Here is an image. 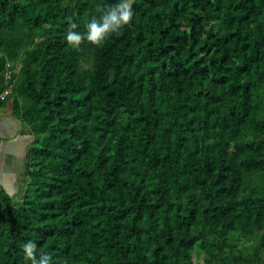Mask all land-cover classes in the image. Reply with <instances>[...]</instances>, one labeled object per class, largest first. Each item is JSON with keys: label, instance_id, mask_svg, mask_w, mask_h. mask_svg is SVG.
<instances>
[{"label": "trees", "instance_id": "obj_1", "mask_svg": "<svg viewBox=\"0 0 264 264\" xmlns=\"http://www.w3.org/2000/svg\"><path fill=\"white\" fill-rule=\"evenodd\" d=\"M118 2L0 0V109L31 136L0 264L29 241L49 264H264V0H134L68 45Z\"/></svg>", "mask_w": 264, "mask_h": 264}, {"label": "clouds", "instance_id": "obj_2", "mask_svg": "<svg viewBox=\"0 0 264 264\" xmlns=\"http://www.w3.org/2000/svg\"><path fill=\"white\" fill-rule=\"evenodd\" d=\"M134 0H120L114 6L108 7L106 10L97 9L102 11L103 14L99 19L95 17L87 24V31L84 35L73 31L77 26L70 24V30L66 33V41L70 47L79 48L82 41L86 40L88 43L100 47L104 44L106 39L112 34H118L120 29L128 25L133 17L132 3ZM36 245L29 241L23 245L25 259L31 260L32 264H49L50 257L42 255L37 261L34 252Z\"/></svg>", "mask_w": 264, "mask_h": 264}, {"label": "crops", "instance_id": "obj_3", "mask_svg": "<svg viewBox=\"0 0 264 264\" xmlns=\"http://www.w3.org/2000/svg\"><path fill=\"white\" fill-rule=\"evenodd\" d=\"M10 106L11 102L0 109V187L13 196L31 136L22 133L21 124L11 115Z\"/></svg>", "mask_w": 264, "mask_h": 264}, {"label": "rangeland", "instance_id": "obj_4", "mask_svg": "<svg viewBox=\"0 0 264 264\" xmlns=\"http://www.w3.org/2000/svg\"><path fill=\"white\" fill-rule=\"evenodd\" d=\"M230 244L236 245L244 253H256L257 252V246H258L259 242L256 239L251 243H247V242H244L241 240H231Z\"/></svg>", "mask_w": 264, "mask_h": 264}, {"label": "built area", "instance_id": "obj_5", "mask_svg": "<svg viewBox=\"0 0 264 264\" xmlns=\"http://www.w3.org/2000/svg\"><path fill=\"white\" fill-rule=\"evenodd\" d=\"M7 78L9 79V73L7 75ZM10 92V87H7V89L1 94V98H3L5 95H7Z\"/></svg>", "mask_w": 264, "mask_h": 264}]
</instances>
